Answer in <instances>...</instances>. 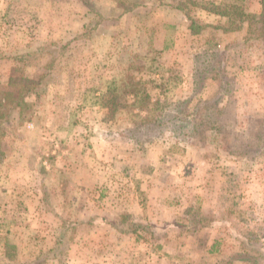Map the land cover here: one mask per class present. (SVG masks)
Listing matches in <instances>:
<instances>
[{"label":"rangeland","instance_id":"obj_1","mask_svg":"<svg viewBox=\"0 0 264 264\" xmlns=\"http://www.w3.org/2000/svg\"><path fill=\"white\" fill-rule=\"evenodd\" d=\"M216 11L264 0H0V91H36L0 121V264H264V21Z\"/></svg>","mask_w":264,"mask_h":264},{"label":"trees","instance_id":"obj_2","mask_svg":"<svg viewBox=\"0 0 264 264\" xmlns=\"http://www.w3.org/2000/svg\"><path fill=\"white\" fill-rule=\"evenodd\" d=\"M216 12L222 15V17L228 18V21L231 22L230 27L223 28L224 31H236L240 28L241 24L244 22L253 21L257 23H262L264 21V14H262L259 19H256L255 17L249 16L242 11H216ZM232 19H234V22L230 21ZM189 29L193 34H195L198 32L199 27L196 26L194 23H192ZM21 58L23 59L24 56ZM22 59H19V60H22ZM14 80L17 81V79L10 78V81L8 82V85L10 87L13 88V86H15V88H13V91H0V121L5 116L6 113L7 114L9 113L8 109H15L21 104V101L23 100L25 96H28L32 93H36L35 86L29 88L28 83H25L22 85H16L14 83ZM130 105L131 107H135L134 104H130ZM123 106L128 107V104H124ZM141 109L142 108L139 107L138 110H141ZM148 118L149 117L144 118L142 121H145Z\"/></svg>","mask_w":264,"mask_h":264}]
</instances>
